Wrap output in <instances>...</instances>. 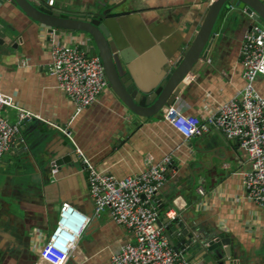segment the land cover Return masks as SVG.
Instances as JSON below:
<instances>
[{
  "label": "crops",
  "instance_id": "obj_1",
  "mask_svg": "<svg viewBox=\"0 0 264 264\" xmlns=\"http://www.w3.org/2000/svg\"><path fill=\"white\" fill-rule=\"evenodd\" d=\"M102 1L53 0V5L88 14L107 7ZM116 3L115 21L135 54V76L151 80L192 42L209 0ZM246 16L230 5L223 9L206 60L187 76L174 102L184 116L207 118L242 92L241 42L258 27ZM0 33V92L35 116L0 160V264H43L39 251L63 203L89 218L65 264H110L123 244L133 242L106 212L93 216L85 173L71 152L74 146L94 168L116 178L139 174L146 157L158 162L169 156L166 181L155 194L158 226L165 231L166 219L180 217L203 241L220 234L229 239L230 257L223 264H264V209L245 198L242 174L249 163L235 140L216 131L184 140L161 112L137 118L110 90L76 112L48 72L47 29L0 0ZM56 34L62 44H73L79 36L61 30ZM254 85L264 97V77L257 76ZM15 113L4 110L10 123ZM58 127H67L71 140ZM49 160L63 162L51 167ZM179 253L189 264L221 263L207 257L202 247Z\"/></svg>",
  "mask_w": 264,
  "mask_h": 264
},
{
  "label": "built area",
  "instance_id": "obj_2",
  "mask_svg": "<svg viewBox=\"0 0 264 264\" xmlns=\"http://www.w3.org/2000/svg\"><path fill=\"white\" fill-rule=\"evenodd\" d=\"M46 1L53 5V0ZM213 1L209 0V3ZM259 1L264 6V0ZM45 28L48 33V72L75 111L80 112L109 90L101 61L92 54L93 48L84 34L77 33L79 36L73 44H62L56 34L58 29ZM240 55L244 86L238 97L223 102L207 118L184 116L175 104L162 108L161 113L184 140L209 131L235 140L249 163V170L242 174L245 198L264 209V97L254 85L257 76L264 77V25L243 35ZM25 65L24 61L20 62L21 67ZM6 108L15 110V122L10 123L4 116ZM34 118L30 112L16 107L11 96L0 92V160ZM58 129L71 140L67 127ZM19 141L23 143L22 139ZM72 154L85 173L93 216L99 217L106 212L133 239L111 256L110 264H189L183 255L175 253L168 245L164 228L157 224L155 194L166 181L171 165L169 156L158 162L146 157L145 167L139 174L116 178L94 168L76 146ZM197 193L204 195L202 187L197 188ZM88 222L87 216L63 203L55 227L40 248V261L65 264L76 251L78 238Z\"/></svg>",
  "mask_w": 264,
  "mask_h": 264
},
{
  "label": "water",
  "instance_id": "obj_3",
  "mask_svg": "<svg viewBox=\"0 0 264 264\" xmlns=\"http://www.w3.org/2000/svg\"><path fill=\"white\" fill-rule=\"evenodd\" d=\"M7 1L37 25L82 33L88 37L101 61L108 89L126 111L145 119L155 117L162 108L174 104L187 76L193 75L196 67L206 60L215 40L219 17L227 5L243 10L258 24L264 23V6L259 0H214L209 3L192 42L179 57L173 62L163 63L154 79L142 80L135 76V64L132 63L135 54L115 21L119 6L117 0H103L107 7L88 14L63 12L54 5H48L46 0ZM62 162L49 160L51 167ZM164 225L168 245L175 253L202 247L213 262L219 260L223 264L230 257V241L221 234L203 241L180 217L166 219Z\"/></svg>",
  "mask_w": 264,
  "mask_h": 264
},
{
  "label": "rangeland",
  "instance_id": "obj_4",
  "mask_svg": "<svg viewBox=\"0 0 264 264\" xmlns=\"http://www.w3.org/2000/svg\"><path fill=\"white\" fill-rule=\"evenodd\" d=\"M248 16V15H247ZM246 16V17H247ZM249 18H251V17H249ZM264 25V23H260V24H258V27H260V26H263Z\"/></svg>",
  "mask_w": 264,
  "mask_h": 264
},
{
  "label": "trees",
  "instance_id": "obj_5",
  "mask_svg": "<svg viewBox=\"0 0 264 264\" xmlns=\"http://www.w3.org/2000/svg\"><path fill=\"white\" fill-rule=\"evenodd\" d=\"M92 54H94V51L92 52Z\"/></svg>",
  "mask_w": 264,
  "mask_h": 264
}]
</instances>
